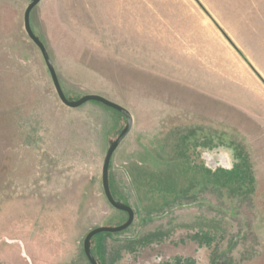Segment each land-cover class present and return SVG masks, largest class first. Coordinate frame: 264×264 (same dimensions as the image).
Instances as JSON below:
<instances>
[{
	"label": "rangeland",
	"instance_id": "374dc122",
	"mask_svg": "<svg viewBox=\"0 0 264 264\" xmlns=\"http://www.w3.org/2000/svg\"><path fill=\"white\" fill-rule=\"evenodd\" d=\"M0 0V264H89L119 227L101 186L124 129L57 97L23 14ZM65 98L133 126L110 193L132 225L97 264H264V0H41L29 17Z\"/></svg>",
	"mask_w": 264,
	"mask_h": 264
},
{
	"label": "water",
	"instance_id": "95a60500",
	"mask_svg": "<svg viewBox=\"0 0 264 264\" xmlns=\"http://www.w3.org/2000/svg\"><path fill=\"white\" fill-rule=\"evenodd\" d=\"M41 2V0H32L31 3L27 6V8L24 11L23 14V27H24V31L28 37V39L37 47V49L39 50L42 59L44 61V64L46 66V69L50 75L53 87L55 89V92L57 94L58 99L60 100V102L67 108L69 109H77L79 107H81L82 105L88 103V102H96L99 103L109 109H112L118 113H120L121 115H123V117L126 120V124L124 129L121 131V133L119 134V136L117 137V139L110 143L109 148L105 154V157L103 159V163H102V169H101V186H102V190H103V194L104 197L106 199V201L108 202V204L115 210L123 212L127 215V221L125 222V224L116 227V228H111V227H99L96 228L92 231H90L84 238L83 240V244H82V249H83V254L87 260V262L89 264H97L92 253L90 250V242L92 240L93 237L99 235V234H103V233H108V234H116V233H121L125 230H127L133 223L134 220V213L132 211V209L126 205H123L119 202H116L111 193H110V189H109V184H108V167H109V163L111 160L112 155L114 154V152L116 151V149L118 148V146L120 145V143L127 137V135L130 133L132 126H133V119L132 116L130 115V113L124 109L123 107L103 98L100 96H96V95H88L85 96L81 99H79L78 101H69L65 98L64 94L61 91V88L59 86L55 71L53 69V66L50 62L49 56L44 48V46L42 45V43L39 41V39L37 37H35V35L32 33L31 29H30V24H29V17H30V13L32 12V10Z\"/></svg>",
	"mask_w": 264,
	"mask_h": 264
}]
</instances>
